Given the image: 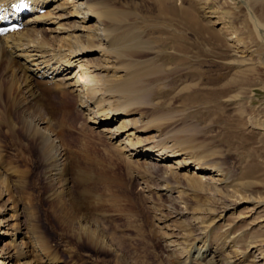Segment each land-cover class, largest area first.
I'll return each instance as SVG.
<instances>
[{
	"label": "rangeland",
	"instance_id": "374dc122",
	"mask_svg": "<svg viewBox=\"0 0 264 264\" xmlns=\"http://www.w3.org/2000/svg\"><path fill=\"white\" fill-rule=\"evenodd\" d=\"M166 2L185 6L199 16L204 3L228 11L230 15L223 12L220 21L231 18L235 36L250 49L255 69L240 77L226 63L234 55L219 30L222 23L213 25L216 40L200 41L157 0H103L105 8L118 12L124 42L136 45L137 58L149 57L151 66L137 82L145 88L144 103L140 100L134 113L120 117L135 118L144 129L136 135L140 147L154 149L163 142L172 143L175 153L169 149L166 160L149 159L144 153H119L100 131L109 125L94 127L74 96L46 91L47 83L38 84L41 94L35 107L12 106L8 88L10 94H21L20 87L18 80L10 85L8 62H0V176L2 170L11 172L3 185L10 195L0 196V207L3 210L11 199L23 205L11 222L21 221L28 236L23 241L31 251L24 258L14 257L11 264L29 259L37 264H208L185 259L187 254L195 255L194 246L204 240L210 247L207 258L216 251L218 261L213 264L228 259L233 264H251L249 260L260 249L263 257L257 264H263L264 205L255 202H264V132L260 127L264 122V48L244 10L250 7L264 23V0ZM48 23L41 24L42 28L54 26ZM48 34L45 41H49ZM140 48L148 50L138 52ZM225 83L229 89L223 88ZM231 95L236 96L228 100ZM23 115L26 124L30 118L45 121L61 146L67 165L58 182L57 178L50 181L34 139L25 134ZM174 157L188 158L191 166L170 168L177 175H169L166 167ZM193 164L206 173L218 171L225 184L216 188L224 190L225 199L238 200L225 210L226 201L214 200L213 187L200 181L205 172H193ZM185 177L191 185L184 183ZM4 216L10 219L7 211ZM0 239V246L9 244L8 237ZM100 241L114 247L117 255L98 245ZM233 243L246 260L237 259Z\"/></svg>",
	"mask_w": 264,
	"mask_h": 264
},
{
	"label": "bare ground",
	"instance_id": "6f19581e",
	"mask_svg": "<svg viewBox=\"0 0 264 264\" xmlns=\"http://www.w3.org/2000/svg\"><path fill=\"white\" fill-rule=\"evenodd\" d=\"M157 1L163 9L176 14L193 36L200 41L205 38L209 41L216 40L217 33L213 31L215 29L213 25H221L222 22L220 20L224 16L223 12L225 15H230L228 11L222 12L204 3V5L201 4L199 6L201 21L199 15L185 6L175 7L174 5H169L166 0ZM48 3H51V5L44 11V7ZM27 8V11L23 10ZM41 9L44 10L40 12ZM244 11L248 14L252 29L256 32L257 38L264 48V23L251 11L250 7L245 6ZM30 12L31 14L25 16ZM117 18L118 12L105 8L103 0H0V24L5 20H16L21 24L20 29L0 35V62L4 60L8 62L7 69H5L8 72L9 83L12 86L15 84V80H18L20 88L17 89H20L21 92V94H10L11 89L8 88L9 98L13 97L12 106H16V108L21 110H27L26 105L35 107V100L41 94L37 92V86L40 82L47 83L46 85L49 84V87L44 86L46 91L50 88L58 95L67 96L69 94L74 96L79 110L82 111V114L86 116L94 127H100L102 124L109 125L100 127V131L109 140H112V144L115 145L119 153L128 151L127 155L129 156H140L141 153H144L148 155L146 157H149V159L166 160L169 158V154H167L169 149L173 151L172 154L175 153V150L172 149V143L164 145V142H161L162 144L154 149L149 147L142 148L136 135L143 128L137 123L135 118L120 117L134 113L136 111L135 106L142 104L144 101L141 98L145 88L144 86H137V82L141 75H144L142 73L149 70L151 66L147 64V58L149 57L137 58L136 45L124 42L126 34H123L122 30H120ZM203 19H206L207 23ZM230 19H222L224 21L219 30L229 41L227 45L231 47V54L234 55L231 61L227 60L226 63L232 64L239 76L242 77L254 69V63L252 64V59L249 56L250 49L248 50L247 46L245 47L236 38V30L232 29ZM46 22H49V25L54 24V26H44L42 28V25ZM46 32L49 33L47 35L49 39L46 37L49 41H45ZM146 50L140 48L138 52L145 53ZM93 52L99 54V56L87 57ZM12 54H14V57ZM74 67H76L75 70ZM253 73L256 72L254 71ZM147 77L146 75L145 78ZM241 80L245 79L240 78L239 81ZM247 81L245 80V83ZM235 83H238V81ZM223 88L229 89V83H225ZM236 95H231L228 100L235 98ZM29 113L31 115L35 114V112ZM25 119L27 118L23 115L21 117L23 123H25ZM42 119L44 118L42 117ZM29 120L28 124L25 123L24 125L25 134L34 139L45 170H48L46 174L50 181H53L58 175H63L62 169L67 165L66 156L61 146L55 143V138L52 137L53 131L44 125L45 121H36L35 118H30ZM260 127L264 132V122ZM164 138L166 137L164 136ZM157 144L159 145V143ZM180 154L182 153L180 152ZM176 155L178 154L174 156ZM190 162L186 157H174L166 168L169 172L170 168L190 167ZM211 162L214 163L213 161ZM193 165V172H205V169L200 165ZM172 169L168 174L171 176L177 175L173 174L174 170ZM167 170L163 172L166 173ZM2 172L0 176V196L10 195L7 190L8 186L7 188L5 186L4 189L3 185L6 184V175H10L11 172L7 169L2 170ZM211 172L202 174L200 181L213 187V194L216 195L214 200L228 202L223 204V208L227 210L226 206L235 203L238 199H231L232 202H230V199H225L224 190L216 188L223 186V178L218 171L217 173ZM56 180L58 182V178ZM184 183L191 185V182L186 177L184 178ZM255 204L264 205V202L258 200ZM22 210L23 205L12 199L3 210L0 207V229H5L0 238L8 237L10 244H8L9 246L7 244L0 246V264H9L14 257L20 256L24 258L31 254L30 249H27L29 245L23 241L25 237H28L25 227L20 224L21 221L20 223L19 221L11 222L16 219L15 217L19 216L18 214ZM5 211L9 213L10 219L5 218ZM98 245L114 254L117 253L114 247L104 241H100ZM230 246L237 252L239 261L246 260L245 254L239 250L238 246L235 247L234 243ZM193 250L196 252L195 255L187 254L186 260L196 259L205 261L208 264L218 261L215 250L207 258L211 253L210 251L208 252L210 247L205 243V240L199 246H194ZM260 250L262 251V249ZM261 251L258 252L260 256L254 254V257L249 260L251 264H257L259 259L263 257ZM35 261V259L23 260L19 264H37ZM219 264H233V260L228 259Z\"/></svg>",
	"mask_w": 264,
	"mask_h": 264
}]
</instances>
